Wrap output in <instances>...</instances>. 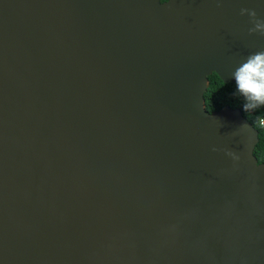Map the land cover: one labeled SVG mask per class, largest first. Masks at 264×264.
<instances>
[{
	"label": "water",
	"instance_id": "obj_1",
	"mask_svg": "<svg viewBox=\"0 0 264 264\" xmlns=\"http://www.w3.org/2000/svg\"><path fill=\"white\" fill-rule=\"evenodd\" d=\"M241 9L0 0V264H264L257 130L203 98L264 51Z\"/></svg>",
	"mask_w": 264,
	"mask_h": 264
},
{
	"label": "trees",
	"instance_id": "obj_2",
	"mask_svg": "<svg viewBox=\"0 0 264 264\" xmlns=\"http://www.w3.org/2000/svg\"><path fill=\"white\" fill-rule=\"evenodd\" d=\"M204 107L208 112L218 110L224 105L232 108H239L242 115L257 130V142L253 148V154L257 162L264 161V123L260 124V119H264V106L257 107L247 112L243 111L245 98L240 95L235 83L224 82L220 77L212 72L208 75L207 87L203 93Z\"/></svg>",
	"mask_w": 264,
	"mask_h": 264
},
{
	"label": "clouds",
	"instance_id": "obj_3",
	"mask_svg": "<svg viewBox=\"0 0 264 264\" xmlns=\"http://www.w3.org/2000/svg\"><path fill=\"white\" fill-rule=\"evenodd\" d=\"M254 18V27L250 32L264 34V22L255 20L254 10L241 9ZM237 92L245 98L242 110L247 112L264 106V51L250 55L233 73ZM215 150V149H214ZM231 154V153H229Z\"/></svg>",
	"mask_w": 264,
	"mask_h": 264
},
{
	"label": "built area",
	"instance_id": "obj_4",
	"mask_svg": "<svg viewBox=\"0 0 264 264\" xmlns=\"http://www.w3.org/2000/svg\"><path fill=\"white\" fill-rule=\"evenodd\" d=\"M262 123H264V119L263 118L260 119V124H262Z\"/></svg>",
	"mask_w": 264,
	"mask_h": 264
}]
</instances>
